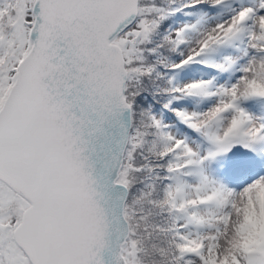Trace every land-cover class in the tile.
I'll list each match as a JSON object with an SVG mask.
<instances>
[{
	"label": "snow or ice",
	"instance_id": "6c2138e0",
	"mask_svg": "<svg viewBox=\"0 0 264 264\" xmlns=\"http://www.w3.org/2000/svg\"><path fill=\"white\" fill-rule=\"evenodd\" d=\"M0 264H264V0H0Z\"/></svg>",
	"mask_w": 264,
	"mask_h": 264
}]
</instances>
